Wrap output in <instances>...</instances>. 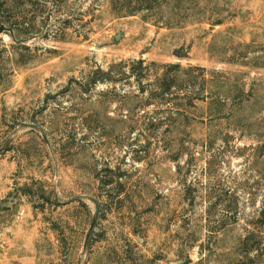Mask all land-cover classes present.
Here are the masks:
<instances>
[{
    "label": "rangeland",
    "instance_id": "1",
    "mask_svg": "<svg viewBox=\"0 0 264 264\" xmlns=\"http://www.w3.org/2000/svg\"><path fill=\"white\" fill-rule=\"evenodd\" d=\"M111 1L0 0V264H264V0Z\"/></svg>",
    "mask_w": 264,
    "mask_h": 264
},
{
    "label": "trees",
    "instance_id": "2",
    "mask_svg": "<svg viewBox=\"0 0 264 264\" xmlns=\"http://www.w3.org/2000/svg\"><path fill=\"white\" fill-rule=\"evenodd\" d=\"M163 1H160V3H162ZM173 1H175L177 4H180L181 2H185V1H188V0H173ZM126 2L127 3H133L135 5L137 4L138 6H146L145 7L146 9H144V8L141 9L140 8L141 11H144L145 10V11H148L149 13L150 12L153 13L154 16H155V14H156V16H158V14L155 13L152 9H153V6H155V4H158L159 3V0H128ZM121 3H124V0H112L111 1V4L113 5V8H114V6H116L118 4H121ZM0 6H2V5H0ZM113 10H115V9H113ZM139 13H140L139 9L138 10L131 9V10H126V11H123V9H119L114 14L116 16L125 17V16L136 15V14H139ZM2 18H3L2 15H0V20H2ZM164 90L165 91H168L169 89H168V87H166V89H164Z\"/></svg>",
    "mask_w": 264,
    "mask_h": 264
},
{
    "label": "water",
    "instance_id": "3",
    "mask_svg": "<svg viewBox=\"0 0 264 264\" xmlns=\"http://www.w3.org/2000/svg\"><path fill=\"white\" fill-rule=\"evenodd\" d=\"M1 33H9L12 37V31L3 25H0V34ZM96 216H97V211H96V215H95L94 219L96 218Z\"/></svg>",
    "mask_w": 264,
    "mask_h": 264
}]
</instances>
